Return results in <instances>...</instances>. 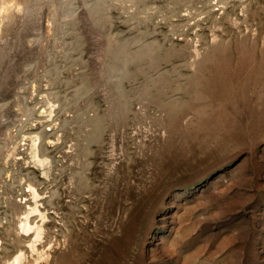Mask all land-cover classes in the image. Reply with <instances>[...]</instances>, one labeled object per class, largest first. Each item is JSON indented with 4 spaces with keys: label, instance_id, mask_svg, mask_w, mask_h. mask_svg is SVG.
<instances>
[{
    "label": "rangeland",
    "instance_id": "374dc122",
    "mask_svg": "<svg viewBox=\"0 0 264 264\" xmlns=\"http://www.w3.org/2000/svg\"><path fill=\"white\" fill-rule=\"evenodd\" d=\"M23 2L0 62V264H264V0Z\"/></svg>",
    "mask_w": 264,
    "mask_h": 264
},
{
    "label": "bare ground",
    "instance_id": "6f19581e",
    "mask_svg": "<svg viewBox=\"0 0 264 264\" xmlns=\"http://www.w3.org/2000/svg\"><path fill=\"white\" fill-rule=\"evenodd\" d=\"M26 1V0H25ZM29 2V1H28ZM53 2V1H52ZM49 3V2H48ZM24 2L23 0H0V62H2V58L5 56V52L7 51L6 48H7V41H8V33L10 34V31H11V25L14 23V21H18L21 19V16H23L22 14L24 13ZM28 6V5H27ZM53 5H51L50 7H52ZM55 6V5H54ZM53 6V7H54ZM47 7V6H46ZM49 8V7H48ZM31 9V8H30ZM34 9V8H33ZM37 9V8H36ZM52 9V8H51ZM56 10V9H55ZM52 11V10H51ZM55 12V11H54ZM48 12H46L47 14ZM25 17V16H24ZM47 18V17H46ZM32 19V18H31ZM43 19V18H42ZM55 19V17H54ZM54 21V20H53ZM56 21V20H55ZM46 22V20H45ZM44 22V23H45ZM48 22V21H47ZM56 23V22H54ZM18 24V23H17ZM51 24V23H50ZM53 24V23H52ZM51 24V25H52ZM44 26V25H43ZM49 27V26H48ZM51 28V27H50ZM46 29V28H45ZM49 29V28H48ZM24 31V30H23ZM29 32V31H27ZM48 32V31H47ZM27 34V33H26ZM45 34V33H44ZM49 34V33H48ZM50 35V34H49ZM28 37V36H26ZM23 38V37H22ZM25 39V37H24ZM30 39V38H29ZM7 40V41H6ZM20 40V39H19ZM22 40V39H21ZM43 40V39H42ZM46 40V39H44ZM11 41V40H10ZM27 41V40H26ZM24 42V41H23ZM43 42V41H42ZM10 43V42H9ZM25 43H28L25 42ZM18 45V44H17ZM11 46V45H10ZM20 46V45H19ZM39 46V45H38ZM44 46V45H43ZM20 48H23L22 46H20ZM25 48V47H24ZM28 48V47H27ZM25 48V49H27ZM31 48V46H30ZM19 49V48H18ZM29 49V48H28ZM41 50V48H39ZM32 50V49H31ZM17 51V50H16ZM24 51V50H23ZM29 51V50H28ZM39 51V50H38ZM30 52V51H29ZM16 53V52H15ZM14 53V54H15ZM24 53V52H23ZM7 54V53H6ZM18 54V53H17ZM20 55L22 54H19V57ZM25 55V54H24ZM36 55V54H35ZM3 56V57H2ZM2 57V58H1ZM18 57V56H17ZM25 57V56H24ZM23 57V58H24ZM40 57V56H39ZM5 58V57H4ZM16 58V57H15ZM42 58V57H41ZM22 59V57H21ZM6 60V59H5ZM21 61V60H20ZM19 61V62H20ZM7 63V62H6ZM5 64V63H3ZM21 64L18 63L17 64V67ZM24 65V64H23ZM23 68V67H22ZM2 69V68H1ZM16 69V67H15ZM3 70V69H2ZM14 71V69H13ZM6 72V71H5ZM10 73V72H9ZM3 75V74H2ZM16 75V74H15ZM3 79L1 80V83L0 85L4 88H6V86H8V83L10 84L11 81H12V76L11 74H7L2 76ZM16 77V76H14ZM14 81V79H13ZM12 81V82H13ZM13 85V84H12ZM4 88V89H5ZM13 96V95H12ZM15 96V95H14ZM14 98V97H13ZM1 106V105H0ZM12 108V107H11ZM16 108V107H15ZM5 109V108H4ZM3 109V110H4ZM20 106H17L16 110H20ZM32 109V108H31ZM27 110V109H26ZM3 112V111H2ZM24 115V114H23ZM51 115V114H50ZM4 115L2 113H0V118H2ZM22 116V115H21ZM15 117V116H14ZM21 118V117H20ZM18 119V118H17ZM22 120V119H21ZM9 121V120H8ZM18 121V120H17ZM16 121V122H17ZM4 122V120H3ZM19 122V121H18ZM2 123V122H0ZM9 123V122H8ZM12 123V122H10ZM17 124V123H16ZM14 125V124H13ZM20 125V124H19ZM4 125L2 123V125H0V128H2ZM18 126V125H17ZM6 127V126H5ZM12 127V125H11ZM14 127V126H13ZM16 127V126H15ZM4 131V130H3ZM13 131V130H12ZM2 132V131H0ZM14 132V131H13ZM3 133V132H2ZM4 134L5 136L8 138L10 135H11V131L10 129H5L4 131ZM3 135V134H2ZM2 138V137H1ZM12 138V137H11ZM4 139V137H3ZM7 140V139H6ZM10 142V141H9ZM34 145V148L36 149V145L35 143H33ZM14 146V145H13ZM28 146V145H27ZM19 147V146H18ZM29 147V146H28ZM14 149V148H13ZM38 151V150H37ZM34 156L36 157L37 161L42 165L45 161H46V158H39L38 157V154L36 153V151L34 152ZM29 190H30V194L32 196V198L35 200V202L33 203V205L31 206L30 204H26L25 208L21 211V213H23V217L22 218H18L19 219V222H18V226H19V229L21 231H23L24 233H29V232H32L33 234V238L31 241H29L28 245L31 249H36V244L35 242L36 241H39L40 239H42L43 237V234L45 233L46 231V227L45 225L43 224L44 222V219L46 218V215L45 213H43L39 208H38V205H37V198L39 196V193H38V189H36L35 187L32 186V184H29ZM44 203V202H43ZM39 204V203H38ZM35 213L37 212L39 214V217H40V220L41 222L40 223H37V221H34L33 219L31 220L30 218V215L32 213ZM20 213V211L17 212V214ZM19 215V214H18ZM17 219V221H18ZM46 224V223H45ZM17 226V227H18ZM45 235V234H44ZM46 236V235H45ZM22 261H23V253L20 251L18 254H16L13 259L11 261H8L7 264H22Z\"/></svg>",
    "mask_w": 264,
    "mask_h": 264
}]
</instances>
